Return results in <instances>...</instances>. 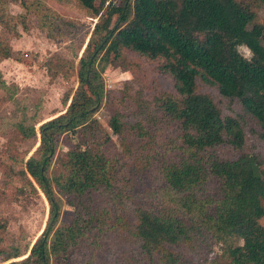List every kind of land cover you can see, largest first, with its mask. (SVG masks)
Returning <instances> with one entry per match:
<instances>
[{
    "label": "trees",
    "instance_id": "16d2710c",
    "mask_svg": "<svg viewBox=\"0 0 264 264\" xmlns=\"http://www.w3.org/2000/svg\"><path fill=\"white\" fill-rule=\"evenodd\" d=\"M76 2L97 19L76 67L58 54L45 61L50 80L77 76L62 113L37 129V115L0 70V108L12 105L0 117L5 184L30 176L51 203L29 253L0 247V264H75L85 250L84 264L98 256L107 264H264V157L219 155L251 138L264 143V0ZM39 4L21 0L26 12ZM12 55L0 39V59ZM140 63L150 89L171 88L116 109L106 128L95 117L106 96L104 70ZM31 140L40 146L18 172V144ZM123 155L138 162L135 172L148 179L143 189L120 175Z\"/></svg>",
    "mask_w": 264,
    "mask_h": 264
},
{
    "label": "rangeland",
    "instance_id": "374dc122",
    "mask_svg": "<svg viewBox=\"0 0 264 264\" xmlns=\"http://www.w3.org/2000/svg\"><path fill=\"white\" fill-rule=\"evenodd\" d=\"M34 1L41 4L38 7L31 6L29 12L25 11L21 0H6L4 4H0V39L10 45L13 51L12 57L0 59V70L8 84L13 83L18 86L17 98L27 106L28 113L37 115L35 126L38 129L42 123L65 110L66 105L62 100L67 93L74 91L78 83L75 72L68 77L58 76L50 80L45 68L46 59L58 54L72 60L76 67L97 19L86 15L76 0ZM99 1L96 0V3ZM111 1L120 3L122 0ZM258 22L264 24L262 10L258 11ZM80 43H83L81 48ZM239 50L246 57L251 55L245 47H239ZM77 51H79L78 57H75ZM146 73L147 66L144 63L135 67H122L117 64L104 70L106 96L95 117L106 128L107 116L116 109L129 111L134 108L139 97L148 99L153 90L162 87L158 83H153L150 89L144 81ZM162 84V88H171L168 82ZM11 110L12 105L4 103L0 108V117L7 116ZM108 130L110 131L109 128ZM5 132L6 128L0 129V149L6 142ZM112 137L121 150L120 139L116 135ZM245 145L239 151L223 147L219 155L232 158L241 153H253L264 157V143L257 144L251 138ZM39 146V140L19 143L16 156L24 157V160L15 165V170L21 172L26 159ZM67 148L66 141L60 145L59 155L53 164L55 167L58 161L62 160ZM123 161L120 175L125 178L130 176L136 190L143 189L146 186L145 182L148 184V179L144 174L135 172L138 162L124 155ZM3 173L4 168L0 166V247L4 250L18 247L27 254L46 226L51 203L28 174V181L14 179L11 183L5 184ZM70 219L69 208L63 207L61 222L66 223ZM261 223L264 225V216ZM215 251L219 252L218 246H215ZM74 259L75 264H84L90 256L85 250L84 253L77 254ZM94 264L107 263L103 256H98Z\"/></svg>",
    "mask_w": 264,
    "mask_h": 264
}]
</instances>
